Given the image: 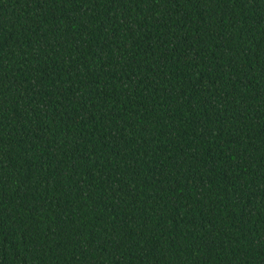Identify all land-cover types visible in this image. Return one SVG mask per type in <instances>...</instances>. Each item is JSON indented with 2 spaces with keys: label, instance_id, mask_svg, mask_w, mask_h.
<instances>
[{
  "label": "trees",
  "instance_id": "obj_1",
  "mask_svg": "<svg viewBox=\"0 0 264 264\" xmlns=\"http://www.w3.org/2000/svg\"><path fill=\"white\" fill-rule=\"evenodd\" d=\"M0 264H264V0H0Z\"/></svg>",
  "mask_w": 264,
  "mask_h": 264
}]
</instances>
